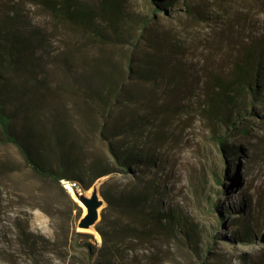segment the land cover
<instances>
[{"label": "rangeland", "instance_id": "374dc122", "mask_svg": "<svg viewBox=\"0 0 264 264\" xmlns=\"http://www.w3.org/2000/svg\"><path fill=\"white\" fill-rule=\"evenodd\" d=\"M96 1L87 0L91 6ZM125 9L142 22L125 21L124 33L103 45L69 29L32 0H0V21L18 10L14 27L24 34L38 30L40 41L32 40L36 81H46L50 90L58 81L48 106L70 118L76 117V109L88 116L98 111L79 93H94L92 84L108 72L105 65H83V55L87 62L101 54L117 62L130 54V45L121 40L148 52L151 45L162 48V75L145 81L131 77L125 88L131 90L128 97L137 99L130 113L142 119L140 136L155 148L170 197L179 202L198 234V253L185 247L176 264H264V101L256 100L247 113L241 112L239 130L229 131L222 146L199 108L206 82L229 75L240 51L253 40L258 47L264 44V0H172L156 9L149 0H125ZM142 23L146 26L141 33ZM68 50L73 54L63 67ZM33 71L27 66L26 74ZM46 103L43 99L42 108ZM113 178L126 183L129 177ZM106 179L98 181V188ZM62 186L67 191L66 184ZM243 216L251 218L253 240L247 239L251 234L242 235L238 222ZM79 217L62 190L45 187L24 164L18 148L0 141V264H88L78 241L98 246L101 237L94 227L77 228ZM74 229L85 235L75 236Z\"/></svg>", "mask_w": 264, "mask_h": 264}, {"label": "trees", "instance_id": "16d2710c", "mask_svg": "<svg viewBox=\"0 0 264 264\" xmlns=\"http://www.w3.org/2000/svg\"><path fill=\"white\" fill-rule=\"evenodd\" d=\"M32 1L69 29L102 45L124 33L125 21L142 22L126 12L125 0H97L92 6L87 0ZM149 1L154 9L172 3ZM18 15L19 11L13 10L0 21V141L18 148L24 164L45 187L62 190L77 217L81 215V206L62 185L87 190L107 177L99 187L105 205L94 225L101 243L92 246L78 241L88 264H176L185 247L198 253V234L179 202L170 197L166 175L159 174L155 148L140 136L142 119H134L130 113L131 103L137 99L128 97L131 90L125 88L128 79L145 81L162 75L163 49L151 45L153 50L148 52L139 50L138 44L121 40V44L130 45V54L117 62L106 54L87 62L83 55V65H105L108 72L92 84L94 93L84 89L79 93L98 111L88 116L75 108L77 115L70 118L67 113L60 114V108L50 110L48 102L54 100L58 81L51 90L46 81H36L32 40L40 41L41 35L38 30L25 34L17 30L14 23ZM146 23L141 24V33ZM255 40L240 51L229 75L221 79L212 77L204 85L206 90L199 104L201 117L221 146L229 131L239 130L238 122L244 117L241 112L247 113L256 100L264 101V39L259 47L258 41L253 43ZM69 53L72 55L73 51H66L67 64L63 67L68 65ZM136 53L139 57L134 59ZM27 66L34 69L30 75L26 74ZM78 71L77 68L76 75ZM43 99L47 102L45 108ZM222 174L227 175L226 169ZM116 175L129 178L126 183H118L113 178ZM216 181L221 183L220 178ZM208 204L214 206L210 201ZM250 219L243 216L238 222L245 238L252 232ZM254 225L256 232H260L261 228ZM73 233L85 235L75 229ZM247 239L253 240L254 235Z\"/></svg>", "mask_w": 264, "mask_h": 264}, {"label": "water", "instance_id": "95a60500", "mask_svg": "<svg viewBox=\"0 0 264 264\" xmlns=\"http://www.w3.org/2000/svg\"><path fill=\"white\" fill-rule=\"evenodd\" d=\"M98 181L91 185L88 195L85 192L86 190L80 187H70L72 193L67 190L71 198L85 210L80 215L76 224L79 229H91L100 219V209L104 205V200L100 195Z\"/></svg>", "mask_w": 264, "mask_h": 264}, {"label": "bare ground", "instance_id": "6f19581e", "mask_svg": "<svg viewBox=\"0 0 264 264\" xmlns=\"http://www.w3.org/2000/svg\"><path fill=\"white\" fill-rule=\"evenodd\" d=\"M66 186H67V187H66L67 190L70 191V193H72V192H71V188H70V186H69V185H66ZM72 195H73V194H72ZM84 211H85V210H84Z\"/></svg>", "mask_w": 264, "mask_h": 264}, {"label": "built area", "instance_id": "2783aa9c", "mask_svg": "<svg viewBox=\"0 0 264 264\" xmlns=\"http://www.w3.org/2000/svg\"><path fill=\"white\" fill-rule=\"evenodd\" d=\"M66 185H68L67 183H65Z\"/></svg>", "mask_w": 264, "mask_h": 264}]
</instances>
